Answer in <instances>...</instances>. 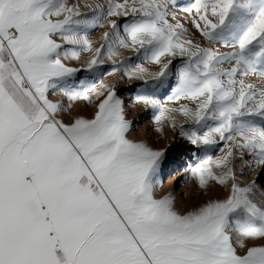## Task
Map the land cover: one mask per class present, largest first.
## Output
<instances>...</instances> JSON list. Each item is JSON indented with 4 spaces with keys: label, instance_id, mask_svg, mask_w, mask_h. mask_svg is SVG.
Listing matches in <instances>:
<instances>
[{
    "label": "snow or ice",
    "instance_id": "6c2138e0",
    "mask_svg": "<svg viewBox=\"0 0 264 264\" xmlns=\"http://www.w3.org/2000/svg\"><path fill=\"white\" fill-rule=\"evenodd\" d=\"M106 61L226 198L182 212L157 196L168 149L129 137L116 85L94 82ZM249 77L264 81V0H0V264H264V200L233 166L247 153L264 168V84ZM75 101L91 118L64 121Z\"/></svg>",
    "mask_w": 264,
    "mask_h": 264
},
{
    "label": "rangeland",
    "instance_id": "374dc122",
    "mask_svg": "<svg viewBox=\"0 0 264 264\" xmlns=\"http://www.w3.org/2000/svg\"><path fill=\"white\" fill-rule=\"evenodd\" d=\"M102 2V0H100ZM185 2V0H181ZM86 11V9H83ZM184 22V21H182ZM190 28V34L193 38L201 43L202 45H207V41H204L194 29H191L190 25H186ZM106 28H98L89 33V39L92 40L96 46H99L100 37ZM213 47L219 49L220 51H229L230 49L224 48L223 46L216 44ZM87 53H82L83 58L87 57ZM121 56L132 57L133 66L135 63L142 64L148 71H158L159 68L156 65L150 63H145L142 60H135V54L124 49L119 50V55L117 59ZM69 66L79 67V62L68 61ZM111 63L107 62L102 66V75L99 76L94 82L99 86L101 83L115 84L116 91L119 97L125 101L124 108L126 113V119L136 122L134 124L133 131L129 134V137L136 139L138 141H143L147 143L150 147L155 150L168 149V158L163 169V182L157 192V196H163L165 194H171L176 201V207L180 211H187L194 207L200 206L207 202L209 199H223L228 195V189L215 184L210 183L207 189H202L198 186L196 180L187 172V166L189 163H194L191 159V151L189 149L195 150L193 146L189 145L186 140L182 139L178 132H174L165 126L163 133H158L156 125H154L151 119V111L146 108L145 105L137 103L134 100V94L136 88L141 84L138 80H129L126 77H122L121 73L109 76L107 71L110 69ZM229 67V65H225ZM87 73H81L80 77L83 78L87 76ZM249 81L255 82L258 85L264 84V81L259 79L249 77ZM170 89H162L159 92L158 98L163 102L166 99L167 94ZM53 100L63 99L61 94L57 93L52 96ZM64 106H68V101L63 99ZM169 107L176 106L169 104ZM94 112V108L88 105L84 101L72 102V107L69 112L63 115L65 122H70L73 118L77 116H84L86 118H91ZM210 155L215 159L223 155L218 149L212 150ZM248 165H252L249 167ZM233 166L236 171L238 178V183L241 186L248 185L253 179L256 180L259 191H257L254 196V200L260 203L264 200V197L260 195V192H264V168L256 165L251 157L244 154V161L237 158L233 161ZM219 171V170H216ZM260 195V196H259ZM258 200V201H257Z\"/></svg>",
    "mask_w": 264,
    "mask_h": 264
},
{
    "label": "bare ground",
    "instance_id": "6f19581e",
    "mask_svg": "<svg viewBox=\"0 0 264 264\" xmlns=\"http://www.w3.org/2000/svg\"><path fill=\"white\" fill-rule=\"evenodd\" d=\"M260 196V195H259ZM258 201V200H257Z\"/></svg>",
    "mask_w": 264,
    "mask_h": 264
}]
</instances>
